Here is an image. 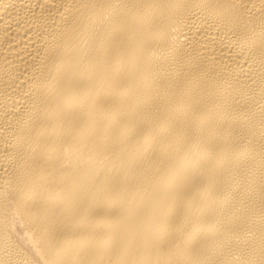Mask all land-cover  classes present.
<instances>
[{"label": "bare ground", "instance_id": "bare-ground-1", "mask_svg": "<svg viewBox=\"0 0 264 264\" xmlns=\"http://www.w3.org/2000/svg\"><path fill=\"white\" fill-rule=\"evenodd\" d=\"M0 264H264V0H0Z\"/></svg>", "mask_w": 264, "mask_h": 264}]
</instances>
